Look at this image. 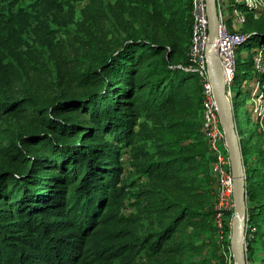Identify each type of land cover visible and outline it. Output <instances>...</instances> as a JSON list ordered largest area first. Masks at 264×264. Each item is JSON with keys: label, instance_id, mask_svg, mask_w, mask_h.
Wrapping results in <instances>:
<instances>
[{"label": "trees", "instance_id": "obj_1", "mask_svg": "<svg viewBox=\"0 0 264 264\" xmlns=\"http://www.w3.org/2000/svg\"><path fill=\"white\" fill-rule=\"evenodd\" d=\"M147 1L166 34L127 31L83 68H69L55 54V29L39 18L54 72L23 41L29 14L6 18L0 10V264H145L144 255L152 264L208 263L201 239L213 213L200 202L197 177L212 154L201 130V77L180 64L189 61L192 16L181 2ZM43 2L64 4L41 0L42 9ZM189 16L181 35L178 20ZM245 34L236 78L254 69L251 56L244 66L241 52L264 45V15ZM251 79H258L256 71ZM256 120L257 128L264 117ZM254 130L240 137L247 218L257 227L249 260L264 247V148L251 158ZM175 172L182 194L163 185ZM139 176L157 187L138 186ZM223 229L228 238L227 221Z\"/></svg>", "mask_w": 264, "mask_h": 264}, {"label": "rangeland", "instance_id": "obj_2", "mask_svg": "<svg viewBox=\"0 0 264 264\" xmlns=\"http://www.w3.org/2000/svg\"><path fill=\"white\" fill-rule=\"evenodd\" d=\"M40 1L3 0L0 2V10L6 18L12 12L17 13L20 10L29 14V27L23 35V41L31 44L35 48L37 58L41 59L39 63L47 61L53 72L54 63L51 59L53 54L52 48L43 43L44 32L37 29L39 18H47L53 29H55L58 42L54 45L56 49L55 54L60 58L68 60L67 66L69 68H83L88 62L96 60L103 51H106L114 38L123 36L127 31L139 32L145 36H160L166 34L159 24V20L155 17L156 14H154L153 4L147 0H59L64 2L63 7L56 8L54 6L50 8V4L43 2V9ZM161 1L163 2L164 0ZM180 2L182 7L190 12L191 16L193 7L192 0L169 1V3H175L176 6ZM240 2L242 0H227L228 9L231 11ZM161 8L164 10L163 14L167 20L172 17L169 9ZM44 12L45 14L43 15ZM226 13H228V10H226ZM232 14L234 13L228 14V18H231L230 22H228L230 23L229 26L234 30L245 32L247 27L254 24L256 20L264 15V10L261 9L258 14L255 13L252 16L245 11L246 21L244 23L237 21ZM190 16L186 17L185 22L178 20L177 31L181 35L187 29L186 23L189 22ZM188 43L189 41L182 40L183 46L188 45ZM25 46L27 45L25 44ZM258 47L259 44H256L251 49L242 50L241 56L245 58L246 63H244V66L246 68L250 62V56L253 55L254 50ZM180 64L188 66L189 61L183 60L180 61ZM30 66L32 68L37 67L38 62L31 60ZM248 71L246 77L243 74H239L235 78L232 85L230 102L234 110V115H236V125L241 130L240 137L247 139L255 128L253 138L251 139L252 147H248V150L251 151L250 156L253 159L255 156L254 151L260 147L264 148V122L261 120L259 127L256 128L258 111L255 110V107L259 106L260 102L252 94L255 83L252 81L251 75L255 71L252 68H249ZM60 93L61 90L59 89L55 92V95ZM200 100L197 104L201 110ZM2 125L4 126V123ZM126 156H129L128 151L125 154L124 160L127 159ZM214 160L215 156L212 154L207 164V170L200 173L197 177L200 179L201 184L199 194L202 198L200 202L213 213L208 220L204 221L207 231L201 239L205 244V250L202 256L209 257L207 264H235L233 255L231 254L232 250H230L232 220L235 216L234 210L226 209L223 211V224L225 225L227 221L230 228V234L228 236L230 238V245L228 244V238L224 235V230L223 234H221L217 229V206L219 205L221 180L217 172L213 169ZM125 166L127 170H130L128 162L125 163ZM178 176V173L175 172L174 176L168 181L169 184L163 185L170 188L173 193L177 190L178 194H182L186 191V188L184 187V183L182 185H175V182L179 178ZM136 182L142 188L157 187L156 180L148 176H139L136 178ZM230 211L233 212L229 216L228 212ZM130 212H136V209H127V213ZM262 224L264 225V223ZM155 258L159 260L160 255ZM198 259L201 258L198 257ZM249 261L250 264H264V247H259L258 251L255 255L251 256ZM140 262L152 264L153 260L148 259L144 255L140 259Z\"/></svg>", "mask_w": 264, "mask_h": 264}, {"label": "built area", "instance_id": "obj_3", "mask_svg": "<svg viewBox=\"0 0 264 264\" xmlns=\"http://www.w3.org/2000/svg\"><path fill=\"white\" fill-rule=\"evenodd\" d=\"M191 11L192 26L191 39L188 49V68L195 71L201 77L202 83V127L201 130L207 138L211 153L215 156L213 169L217 172L221 180L219 193L218 228L223 234L224 216L223 211L234 208L233 200V174L231 159L225 136L224 125L219 113L217 99L215 95L214 82L208 64L207 46L209 41V19L207 14V0H192ZM246 8L255 11L256 14L261 9L264 10V0H242L230 11L227 0H217L218 28L214 40V50L222 67L228 98L232 96V85L238 71V47L245 40V32L234 30L229 26V13H234V18L240 23L246 21L244 12ZM228 10V13H226ZM247 12V11H246ZM254 70L258 74L252 94L260 102L255 107L258 116L263 118L264 113V45L254 50L251 56ZM257 227L246 220L245 247L248 251V244L254 238ZM231 250V247H230ZM232 254V253H231ZM248 264H250L248 260Z\"/></svg>", "mask_w": 264, "mask_h": 264}, {"label": "water", "instance_id": "obj_4", "mask_svg": "<svg viewBox=\"0 0 264 264\" xmlns=\"http://www.w3.org/2000/svg\"><path fill=\"white\" fill-rule=\"evenodd\" d=\"M207 14L209 19V41L207 57L209 69L214 82L215 95L219 113L224 125L225 136L231 159L233 184V200L235 216L232 220L231 250L235 264H248L245 247V232L247 220V189L246 173L237 130L234 110L226 93L222 67L214 50V40L218 28L217 0H207Z\"/></svg>", "mask_w": 264, "mask_h": 264}, {"label": "crops", "instance_id": "obj_5", "mask_svg": "<svg viewBox=\"0 0 264 264\" xmlns=\"http://www.w3.org/2000/svg\"><path fill=\"white\" fill-rule=\"evenodd\" d=\"M255 83V82H254ZM249 260V259H248ZM250 262V261H249Z\"/></svg>", "mask_w": 264, "mask_h": 264}]
</instances>
